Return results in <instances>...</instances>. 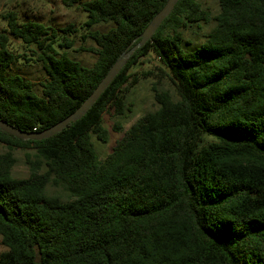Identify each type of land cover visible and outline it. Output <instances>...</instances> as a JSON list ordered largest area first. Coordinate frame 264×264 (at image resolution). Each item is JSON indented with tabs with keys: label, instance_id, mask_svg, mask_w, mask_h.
I'll list each match as a JSON object with an SVG mask.
<instances>
[{
	"label": "trees",
	"instance_id": "obj_1",
	"mask_svg": "<svg viewBox=\"0 0 264 264\" xmlns=\"http://www.w3.org/2000/svg\"><path fill=\"white\" fill-rule=\"evenodd\" d=\"M167 1L63 0L87 13L82 37L96 47L81 50L97 55L92 66L57 51L73 47L68 36L60 42L56 30L8 12L9 34L47 80L38 93L10 73L26 54L0 34V120L34 132L69 116ZM217 1L216 25L187 49L181 29L210 17L199 0H179L91 109L61 132L22 140L0 129L8 147L0 153V264H264V0ZM99 24L112 27L92 30ZM150 53L177 98L154 88L157 109L101 159L93 137L108 143L103 116L110 108L125 115L126 88L138 81L131 70ZM14 148L33 150L26 177L13 176Z\"/></svg>",
	"mask_w": 264,
	"mask_h": 264
},
{
	"label": "rangeland",
	"instance_id": "obj_2",
	"mask_svg": "<svg viewBox=\"0 0 264 264\" xmlns=\"http://www.w3.org/2000/svg\"><path fill=\"white\" fill-rule=\"evenodd\" d=\"M85 1V0H82ZM201 7L208 12L209 21L200 22L182 28L183 37L185 39V47L193 49L201 45L206 39L207 34L216 25L215 17L220 12V6L217 0H199ZM8 12H15L20 23L27 21L41 22L57 31L60 42L64 41L63 36H68L73 41L71 49L57 47L59 53L64 51L67 54L85 66H92L96 60L97 55L88 50H81L84 48L96 47L92 39L84 40L82 35L87 33L84 23L87 19V13L78 6L68 7L63 3V0H0V34H5L9 38V47L17 55L26 54L25 57L12 64L10 73L19 74L25 79L30 80L34 84V89L40 93L41 83L47 80V75L40 62H37L36 56H30L29 48L17 38L9 34L5 15ZM74 24L78 31L70 34H65L62 30L66 26ZM112 27V24H99L92 28V30H99L106 32ZM189 42V43H188ZM33 47V46H32ZM35 48V47H33ZM33 58L26 60V58ZM133 76L131 79L137 77L138 81L135 86H129L126 89V110L124 116H117L115 110L110 108L103 116L105 127L109 130L108 143H102L94 136L95 149L101 159H104L113 149L117 140L120 139L126 130H128L141 116L145 113L157 109L158 104L154 98V88L170 91L174 98H177L175 86L171 80L161 71L160 62L157 57L150 53L142 58L138 65L132 68ZM120 124L121 130L116 131L114 127ZM8 151L5 144L0 143V153ZM16 158L13 166V176L22 178L30 173V168L27 163V154L33 153L31 149L14 148L11 150ZM48 193L59 195L66 199L67 195L58 188L49 187ZM0 236V252L5 250Z\"/></svg>",
	"mask_w": 264,
	"mask_h": 264
},
{
	"label": "water",
	"instance_id": "obj_3",
	"mask_svg": "<svg viewBox=\"0 0 264 264\" xmlns=\"http://www.w3.org/2000/svg\"><path fill=\"white\" fill-rule=\"evenodd\" d=\"M178 2L179 0H168L166 2L164 7L154 16L144 31L122 52L95 90L69 116L42 131H22L3 120H0V129L22 140H42L49 138L58 132H61L67 127V125L82 118L97 102L103 92L108 88L115 77L127 64L130 57L152 38L165 19L172 13Z\"/></svg>",
	"mask_w": 264,
	"mask_h": 264
}]
</instances>
